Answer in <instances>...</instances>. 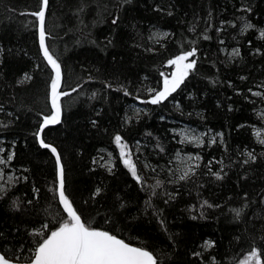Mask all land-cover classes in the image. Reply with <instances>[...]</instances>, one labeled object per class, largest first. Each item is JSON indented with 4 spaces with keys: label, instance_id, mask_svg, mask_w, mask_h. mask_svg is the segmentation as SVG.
Returning a JSON list of instances; mask_svg holds the SVG:
<instances>
[{
    "label": "trees",
    "instance_id": "obj_1",
    "mask_svg": "<svg viewBox=\"0 0 264 264\" xmlns=\"http://www.w3.org/2000/svg\"><path fill=\"white\" fill-rule=\"evenodd\" d=\"M81 2L50 0L51 14L47 21L48 30L57 36L49 43L64 63L68 85L89 81L84 83L79 94L64 98L62 123L50 131L46 130L49 142L62 153L68 193L75 198L77 205L85 209V217L102 227H112L102 223L104 216L111 214V207L119 202L126 203L127 208L118 210V216L113 217L117 234L133 245L142 244L155 250L164 264H201L200 258L192 256L194 250L202 252L205 261L215 256L218 264H237L252 237L255 236L259 242L264 231L260 219L264 217V205L259 203V194L264 193V161H258L250 168L233 163L244 159L241 154L246 151L264 152L253 135L254 128L264 129V122L259 118L264 102L251 97L247 91L264 81V56L251 54L257 46L264 50V40L259 39V31L264 30V0H133V4L126 5L124 9L115 7L116 0H87L85 11L77 17L74 13ZM35 5L36 0H0V49H3L0 53V104L19 117L10 131L0 133V140L6 148L13 141L16 144L17 157L6 170V175L15 172L29 178L27 183L17 184L10 197L26 201L32 197L33 185L40 189L39 200H34L30 207L25 204L18 213L10 211L11 199L0 201V229L14 233V244L29 240L26 230L30 231L33 226L39 228L38 221H50L57 211H62L48 191L55 175L54 158L47 150L40 149L30 135L38 119L36 113L48 111L47 69L34 71V64L41 63L35 29L31 25L34 18L19 15V12ZM156 6L171 10L173 15L153 11ZM241 7H251L252 11L246 15L238 11ZM209 11L213 14L211 18L208 17ZM117 12L121 16L118 27L110 23L111 16ZM245 15L255 28L241 35V18ZM209 19L214 25L208 32L212 39H200L197 44L200 49L198 55L201 56L200 72L194 79L190 77L186 81L188 87L176 94L175 101L170 98L165 102L166 106L160 107L143 105L132 96L125 97L121 91L104 87L106 81L112 82L114 87L131 85L129 91L133 95L138 89L141 96L145 95L144 86H156L158 72L168 71L162 68V64L177 50V42H183L182 38H195L187 29L199 21V33ZM221 20L233 22L237 27L226 25L217 36L215 28ZM158 33L173 34L167 41H161L167 45L164 49L155 42L154 34ZM108 38L113 40V44L105 49L101 42ZM221 38L225 41L223 45L219 44ZM249 41L252 42L251 48ZM185 47H188L186 43ZM147 48H155L159 54L148 52ZM233 48H238L244 59L237 58L225 66ZM213 63L216 67L212 66ZM24 72L32 74V82L16 84ZM241 75L249 79L241 81ZM145 76L147 80H144ZM210 80L218 83L213 86ZM229 82L233 84L232 88L228 87ZM253 90L259 89L253 87ZM237 91L243 95H236ZM93 92L97 95L90 98ZM249 100L257 102L253 105ZM176 103L181 104L183 115L176 109ZM133 109L143 110L138 122ZM97 112H100L99 116ZM189 112L191 116H188ZM126 115L132 117L131 124L127 126L124 125ZM7 119L11 118L0 113V120L7 122ZM93 119L98 121L96 128L91 124ZM173 129L208 133V137H216L217 144L203 149L179 144L176 142L179 137H173ZM116 132L124 135L133 148L137 141L140 142L142 154H138L137 161L140 168L148 163L159 165L160 171L169 166L176 167L180 157L199 154L203 157L201 171H207L203 165L209 160H222L227 176L222 181L201 176L199 182L205 184L203 189L185 185L181 188L182 195L169 206L157 199L156 205L165 210L168 226L165 233L155 216L144 214L147 196L139 191V186L117 159L118 150L112 141ZM146 132H152V137L146 136ZM217 133H223V144ZM208 137H205L206 141ZM157 138L165 148L164 153L156 147ZM177 151H180V157L176 156ZM93 159L97 161L95 165ZM111 163L116 165L114 174L106 170ZM221 166L214 163L213 170H219ZM24 168L29 171L22 172ZM243 175L248 179H241ZM165 177L166 173L161 171L160 178ZM149 182L154 183V180ZM96 187L104 189L102 196L97 198L98 202L89 201V205H84L83 201L89 199ZM169 190H172L171 186ZM245 192L250 200L256 202L245 209L246 221H236L229 209L242 206L241 197ZM117 196L122 200L117 201ZM204 199L221 207L204 209L205 218L190 219L191 215L199 214V203ZM193 205L197 208L195 213L189 211ZM16 228L20 231L15 232ZM236 237H242V240L238 242ZM205 241L214 242L215 247L205 251L201 247Z\"/></svg>",
    "mask_w": 264,
    "mask_h": 264
},
{
    "label": "snow or ice",
    "instance_id": "obj_2",
    "mask_svg": "<svg viewBox=\"0 0 264 264\" xmlns=\"http://www.w3.org/2000/svg\"><path fill=\"white\" fill-rule=\"evenodd\" d=\"M87 0L77 5L74 15L79 17L85 11V4ZM133 4V0H116L115 7L124 9L125 6ZM107 6H105L106 10ZM155 12H166L168 16H172L173 12L167 10L163 6H156L153 8ZM246 15L251 13V7H241L238 9ZM51 14L50 0H36L34 8H30L27 11L19 12L20 16H27L34 18L31 21L32 27L35 29L36 43L38 47V56L41 59V63L34 64V71L41 72L47 69L48 78L46 80V107L47 112L39 111L36 113L38 119L35 122V127L31 130L30 135L34 138V141L38 144L40 149L47 150L54 158V179L52 186L48 188V191L52 193V200L59 206L62 211H57L54 214L52 220L39 223V228L32 227L30 231L26 230V235L30 239L27 241L21 240L17 243H13L15 239L14 233L5 229H0V264H164L161 256L156 253L155 250L150 249L144 245H133L130 241L126 240L122 235H118L116 232L114 216H118V210H125L127 208L126 203L119 202L111 207V214H106L102 221L103 224H111L112 227H102L101 224L96 223L93 220L85 217V209L76 204V200L67 191V173L66 165L63 162L61 151L54 144L49 142L48 133L46 130H52L55 126L62 123V116L64 113L63 100L66 97H72L73 93L79 94L80 90L84 87V83H78L75 86L68 85L66 80V73L64 63L60 56L53 50V46L49 41H53L57 36L48 30L47 21ZM212 12H208V17H212ZM245 17L241 18L243 27L240 30V34L243 35L249 29H254L255 25L247 20ZM121 16L119 13H115L111 16L110 23L113 26H119ZM83 21H81V24ZM199 21H195L191 27L187 29L191 32L194 39L188 40L182 38L183 42L178 41V48L175 52H172L163 62L162 68L168 69V71L160 70L158 72V78L156 86L145 85V95H140V90L136 91L133 95L129 88L131 85H119L114 87L112 82H104L106 89L113 91H121L125 97L132 96L133 99L143 105H151L155 107L166 106L165 102L171 98L175 101L176 94L183 92L184 88L188 87L186 81H189L190 77L195 78L200 72L201 56L198 55L200 49L197 47L200 39L209 41L212 39L208 32H210L214 25L211 19L206 20L205 27L197 33V24ZM229 25L232 28H236L237 25L230 21L221 20L218 27L215 28L217 36L225 30V26ZM26 27L28 25H25ZM172 33H158L154 34L155 42L160 45L161 49L167 47L165 43L161 41H167L171 37ZM259 39L264 40V30L259 31ZM93 44H97L96 40H92ZM185 43L188 47H185ZM224 39H219V44L223 45ZM251 48L252 42L249 41ZM103 48L113 44L111 38L101 42ZM99 46V45H98ZM146 51L154 54H159L155 48H147ZM224 51V49H221ZM3 49H0V53ZM253 56H264V50L261 47H255L251 53ZM243 60L240 56V50L233 48L231 53L228 54L225 66L231 64L237 60ZM204 59H207L206 57ZM213 67L216 64L213 63ZM219 71V69H217ZM241 81H247L249 79L246 75H241ZM91 77H89V80ZM148 77L145 76L144 80ZM33 80L32 74L24 72L23 77L16 81V84L24 85L31 83ZM215 86L218 81H209ZM228 87L232 88L233 84L228 83ZM253 87L259 90H253ZM248 88V93L251 97L257 98L259 101L264 102V81L259 84L253 85ZM97 93L93 92L90 98H95ZM236 95H243V93L237 91ZM192 99V97H189ZM14 99V98H13ZM253 105L256 104V100H249ZM176 109L183 115V108L180 103L175 104ZM229 106V111H231ZM31 111V109H29ZM134 115L139 121V117L143 110L133 109ZM0 113H4L6 117L11 118L0 120V133L8 132L14 126L15 121L19 119L18 116L11 111H6L5 106L0 104ZM97 116L100 112L96 113ZM192 113L189 112L188 116ZM164 119L163 116L160 117ZM260 120L264 122V110L260 112ZM132 117L125 116L124 125H130ZM91 124L94 128L98 126V121L93 119ZM244 127V125H241ZM106 131V130H105ZM173 137H179L176 141L179 144L193 145L195 148L203 149L205 146L211 147L217 144L215 136L208 137V133H196L195 130H171ZM146 136L152 137V132H146ZM220 143L223 144V133H217ZM253 135L256 137V142L264 148V129L254 128ZM205 137H208L207 141ZM115 145V149L118 150V161L123 165V168L130 174L132 180L139 186V191L146 194L147 199L144 201V214H151L156 217L160 228L165 233L168 232V226L166 222L165 210L163 207L156 205L157 199L162 200L163 205H171L178 196L182 195L181 188L185 185H194L196 189H203L205 184L200 181L201 176L214 177L216 181H222L227 176V172L224 170L223 161L209 160L203 165L206 168V172L201 171L203 157L199 154L193 156L191 154L186 157H180V151L176 152V156L180 157L176 167H167L158 171L157 166H151L148 163H144L143 168L138 166L140 153V142L137 141L135 147L129 145L126 141V137L120 132H116L112 138ZM3 141L0 140V201L11 199L9 205L10 211L21 212L23 206H33L34 200L38 201L40 198V189L35 185L31 188L32 197L26 201L21 200L19 197L12 199L10 193L20 182L27 183V175H16L13 172L11 175H6L12 165L13 161L17 157L15 151V141L12 142L9 148L3 146ZM156 147L160 153L165 152V148L159 143L157 138ZM227 151V148H225ZM112 154L109 153V156ZM245 158L233 163L239 164L241 167H251L257 164L258 161H264V152L257 153L255 149L246 151L241 154ZM135 157V158H134ZM104 159V157H101ZM95 165L97 161L92 160ZM217 163L222 165L219 170H213V164ZM171 165V161H169ZM115 163H111L107 166L106 170L110 174H114ZM94 171L95 169H91ZM145 170H147L145 172ZM29 169L24 168L22 172L27 173ZM161 171L166 173L164 179L160 178ZM241 179L247 180V175L241 176ZM150 183L149 181H153ZM171 186L172 190H169ZM104 189L102 187H96L91 193L88 200H84V205H89V201L93 203L98 202L97 198L102 196ZM231 199V197H229ZM243 203L240 208H230L229 211L234 214L236 221H246L245 209H247L255 200H250L248 193H243L241 197ZM122 198L117 196V201H121ZM259 203L264 205V193L259 194ZM107 207V206H106ZM221 205L218 203H211L207 199H204L199 203V214L191 215L190 219L197 220L199 218H205L204 209H218ZM190 212H197V208L193 205ZM262 226H264V217H261ZM95 225V226H94ZM20 229L16 228L15 232H19ZM237 241H241L242 237H236ZM201 247L207 251L211 247H215L214 242L205 241ZM27 255H23V253ZM192 256L194 258H200L201 264H218L215 256H212L210 260L205 261L203 253L200 251H193ZM237 264H264V231L261 232L259 242L256 241L255 236L252 237V242L249 247L242 252V258L237 261Z\"/></svg>",
    "mask_w": 264,
    "mask_h": 264
},
{
    "label": "rangeland",
    "instance_id": "obj_3",
    "mask_svg": "<svg viewBox=\"0 0 264 264\" xmlns=\"http://www.w3.org/2000/svg\"><path fill=\"white\" fill-rule=\"evenodd\" d=\"M182 130H188V131H191V130H189V129H182ZM181 131V130H180Z\"/></svg>",
    "mask_w": 264,
    "mask_h": 264
}]
</instances>
